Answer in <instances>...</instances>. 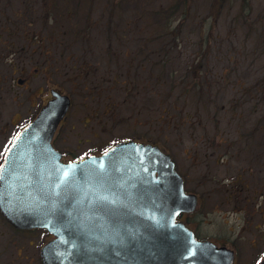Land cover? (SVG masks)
<instances>
[{
	"label": "rangeland",
	"instance_id": "rangeland-1",
	"mask_svg": "<svg viewBox=\"0 0 264 264\" xmlns=\"http://www.w3.org/2000/svg\"><path fill=\"white\" fill-rule=\"evenodd\" d=\"M168 1L126 0L118 18L108 0H0V94L26 106V96L44 90L39 74L26 89L15 87L12 69L25 58H39L37 48L46 45L41 37L52 31L47 45L64 48L53 81L73 99L65 124L68 146H77L74 152L82 156L89 147L122 138L154 142L171 155L180 174L188 175L186 189L200 193L202 176L212 166L202 162L189 173L186 156L193 144L206 138L264 144V0L246 5L194 0L181 37L162 47L155 32L158 17L142 19L139 12ZM13 30L15 36L6 34ZM14 49L20 52L10 55ZM74 64L84 68L79 78L72 73ZM9 108L15 103L2 111V122ZM37 234L17 233L0 222V264H42Z\"/></svg>",
	"mask_w": 264,
	"mask_h": 264
},
{
	"label": "water",
	"instance_id": "water-1",
	"mask_svg": "<svg viewBox=\"0 0 264 264\" xmlns=\"http://www.w3.org/2000/svg\"><path fill=\"white\" fill-rule=\"evenodd\" d=\"M68 107V97L54 93L0 166L2 217L53 237L40 249L42 263L216 264L176 221L196 198L158 146L120 141L99 155L59 161L50 141Z\"/></svg>",
	"mask_w": 264,
	"mask_h": 264
},
{
	"label": "flooded vegetation",
	"instance_id": "flooded-vegetation-1",
	"mask_svg": "<svg viewBox=\"0 0 264 264\" xmlns=\"http://www.w3.org/2000/svg\"><path fill=\"white\" fill-rule=\"evenodd\" d=\"M41 12L45 18L48 17L46 9H42ZM14 15H16V12H14ZM91 25L92 23L86 24L87 27ZM14 33L15 30L8 31L6 34L15 36ZM50 33L52 31L46 32L45 36L41 37L45 39L46 45L37 48L40 53L39 58L33 60L32 58H25L24 64H21L22 66H18L16 70L12 69L15 87L26 89V87L30 86L31 78L39 74L45 84L44 90L40 89L39 91L38 89H34L32 92L35 93L34 97L30 98V96H26L24 99L26 100V106H23L24 103H17L14 99H9V102H7L6 98L0 94V166L5 152L14 137L36 117L40 108L53 98L54 93L66 95L69 99L68 110L56 125L50 141L52 148L58 154L60 162L67 163L84 156L99 155L120 141L131 140L136 143L156 145L154 142H142L138 137L122 138L112 143L104 144L99 148L96 145L89 147L82 156L74 152L78 151L79 148L77 146L74 148L68 146V133H66L67 127L65 124L71 111L73 99L69 93H65L53 81L55 71L61 65L60 59L64 56V48H53L47 45V42L52 39ZM122 34L125 35L126 32ZM108 41V47L111 48V40ZM109 48L106 47V49ZM19 52L16 49L8 51L10 55H16ZM104 55L108 57L111 55V52L105 51ZM16 61L19 62L20 59H16ZM71 68L77 71L72 72L76 78H79L81 71H84L81 64L71 65ZM90 97L93 98L94 96ZM14 103L15 108H9L8 119L2 122V111L5 112L7 110L6 107ZM103 113L105 114L107 111H103ZM15 114L19 116L14 121ZM8 132L9 136L6 135ZM251 132L248 133L249 136L252 135ZM2 134H4V144L1 143ZM246 135L243 137L249 140V136L245 137ZM76 144H82V142L79 140ZM263 145L252 142H209L207 138L204 143L193 144L186 156L191 161V164H189L190 168L188 167L189 173L194 165L202 164V162L212 166V170L208 167L202 176L200 193L193 189H186L188 175L183 176L180 174L171 155L164 148L156 145L163 152L167 153L173 161L175 170L183 180L184 192L194 195L196 198L194 208L188 212L179 213L176 221L181 223L182 227L189 232L194 241L207 246L204 249L205 256H208L216 264L264 263ZM228 217H233V220L231 222L224 221ZM0 222L17 233L38 232L36 235L38 237L36 248L38 250V257L42 262L40 249L53 238L51 234L42 228L17 229L8 223L1 213Z\"/></svg>",
	"mask_w": 264,
	"mask_h": 264
},
{
	"label": "trees",
	"instance_id": "trees-1",
	"mask_svg": "<svg viewBox=\"0 0 264 264\" xmlns=\"http://www.w3.org/2000/svg\"><path fill=\"white\" fill-rule=\"evenodd\" d=\"M126 0H108V5L112 12L114 11L118 18H120L125 12L123 6ZM216 5H222L225 0H213ZM167 6H162L160 4L156 9L152 11L145 10L144 12H139L140 17L143 19L145 17H158V24L155 28V32L159 33L160 45L164 47L166 45V40L171 39L177 42V39L181 37L182 29L187 26L188 18L194 13V0H170ZM244 5H246L247 0H243ZM251 12V8L247 9L245 13L246 16ZM143 13V14H142ZM241 13V12H240ZM161 23H160V22ZM183 27V28H182ZM145 44L143 45L144 48ZM146 48V46H145ZM144 48V50H146ZM164 62V60H162ZM196 85V84H195ZM197 86V85H196ZM264 124V115L262 118Z\"/></svg>",
	"mask_w": 264,
	"mask_h": 264
},
{
	"label": "snow or ice",
	"instance_id": "snow-or-ice-1",
	"mask_svg": "<svg viewBox=\"0 0 264 264\" xmlns=\"http://www.w3.org/2000/svg\"><path fill=\"white\" fill-rule=\"evenodd\" d=\"M102 166V165H101ZM69 175V173L67 172V171H65L64 172V176H68ZM0 179H3V177L2 176H0Z\"/></svg>",
	"mask_w": 264,
	"mask_h": 264
}]
</instances>
